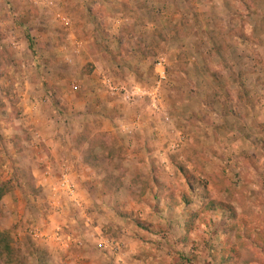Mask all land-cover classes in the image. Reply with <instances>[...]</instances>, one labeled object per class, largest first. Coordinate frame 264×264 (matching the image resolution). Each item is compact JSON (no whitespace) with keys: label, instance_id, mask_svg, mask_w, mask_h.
Returning <instances> with one entry per match:
<instances>
[{"label":"rangeland","instance_id":"rangeland-1","mask_svg":"<svg viewBox=\"0 0 264 264\" xmlns=\"http://www.w3.org/2000/svg\"><path fill=\"white\" fill-rule=\"evenodd\" d=\"M1 186L0 264H264V0H0Z\"/></svg>","mask_w":264,"mask_h":264},{"label":"crops","instance_id":"crops-1","mask_svg":"<svg viewBox=\"0 0 264 264\" xmlns=\"http://www.w3.org/2000/svg\"><path fill=\"white\" fill-rule=\"evenodd\" d=\"M29 98H26L25 96L22 97L21 101L23 103V101L25 102L24 105H23V109L26 110V109H29V108H32L33 107V103L30 102V104L27 105V102H28ZM25 106V107H24ZM32 132V131H31ZM34 134V133H32ZM35 137H39V135H33V138ZM30 140V139H29ZM29 142H33L35 144V147L33 146V144H29ZM26 144V146L28 145V147H31L34 149L35 151V154L37 152H43V151H46V154L45 155H49L50 156V153L52 154V156L55 158V159H58L59 156H60V150H59V146L58 144L56 145L54 142L52 141H49L48 144H38L36 143L35 141H26L24 142ZM45 153V152H44ZM51 159V157H50ZM49 160V162L51 163V160ZM61 159V158H59ZM62 161H64L62 159ZM37 160L34 161V164H36ZM48 162V161H47ZM46 161H44V164L47 165V174L49 173L48 171H50L51 168H49V164H47ZM48 162V163H49ZM33 164V165H34ZM51 165V164H50ZM37 166L33 167L32 169H38L36 168ZM43 173V172H42ZM62 175H64V177H61ZM65 180L67 182L66 185H64V181ZM73 180L71 179V174H70V171L65 168V166L63 167H60V172H58V176L57 177H54V179L51 178V175L49 173V176H46L45 172L43 173V176H40L39 174H37V179H36V183H37V187H40L42 186L41 188H44L46 186V183H48V185H52L53 187V190H58V192H61V194L63 195V193L66 191V189L69 188L70 189H75L77 188L76 186H74L73 183H71ZM79 185V184H78ZM74 191V190H73ZM71 193V192H70ZM72 194V193H71ZM55 196V194H53ZM67 197H69V194L68 192L65 194ZM59 199V198H58ZM57 200V199H56ZM70 202H73L75 203V205H79V202L76 201V199H74V193L72 194L71 198L68 199ZM53 207L55 208H59L60 209V203L59 201H57V203H54L52 204Z\"/></svg>","mask_w":264,"mask_h":264},{"label":"trees","instance_id":"trees-1","mask_svg":"<svg viewBox=\"0 0 264 264\" xmlns=\"http://www.w3.org/2000/svg\"><path fill=\"white\" fill-rule=\"evenodd\" d=\"M5 188H6V186H3V187L1 186V187H0V199H1L5 194H7L8 191H9V190H6ZM4 235H5V234H0V238H4V237H3ZM0 245H1V248H6V250H3V251H4V254L7 255L8 252H9V250L7 249L6 245H4V247H3V245H2V241H0ZM0 254H3V253L0 252ZM39 259H42V258H39ZM43 264H45V263H43Z\"/></svg>","mask_w":264,"mask_h":264},{"label":"built area","instance_id":"built-area-1","mask_svg":"<svg viewBox=\"0 0 264 264\" xmlns=\"http://www.w3.org/2000/svg\"><path fill=\"white\" fill-rule=\"evenodd\" d=\"M111 95L113 96L114 95V93L113 92H111ZM128 100H129V98L128 97H126ZM61 177H64V175H62ZM64 181V185H66L67 184V182L65 181V180H63Z\"/></svg>","mask_w":264,"mask_h":264}]
</instances>
